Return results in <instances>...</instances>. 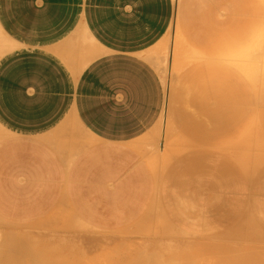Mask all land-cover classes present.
Returning <instances> with one entry per match:
<instances>
[{
    "label": "crops",
    "instance_id": "crops-1",
    "mask_svg": "<svg viewBox=\"0 0 264 264\" xmlns=\"http://www.w3.org/2000/svg\"><path fill=\"white\" fill-rule=\"evenodd\" d=\"M175 19L201 59L167 90L151 56ZM0 26L20 44L0 61L1 221L65 219L47 235L92 261L154 208L194 239L264 232V0H0ZM173 134L188 148L159 173Z\"/></svg>",
    "mask_w": 264,
    "mask_h": 264
},
{
    "label": "rangeland",
    "instance_id": "rangeland-1",
    "mask_svg": "<svg viewBox=\"0 0 264 264\" xmlns=\"http://www.w3.org/2000/svg\"><path fill=\"white\" fill-rule=\"evenodd\" d=\"M173 34H174V24L172 26L171 32H169L168 34V37L169 36L173 37ZM9 40H12V39H9ZM19 48L20 47H18L17 49ZM17 49L11 50L10 52L3 54L1 58H3L5 55L13 51H16ZM189 49L193 51L190 47ZM187 53L188 54H185V55L188 58H191L190 56L195 55L194 59L196 60L193 62V64L197 63L198 59H201L194 51H193L194 53L193 55L189 51H187ZM153 64L159 71L157 62L154 61ZM161 66H162V63H161ZM190 66H187L186 69ZM179 74H176V78L174 79L172 89L174 88L176 84ZM168 136L172 138L171 144H176L177 149L181 150L179 154H181L184 150L188 148V144L182 141L181 139L176 138L175 134H173L172 136L170 135ZM2 137L3 138L5 137L4 129H2ZM171 144H168V148H170ZM157 148L159 151V146H157ZM168 153H169V149H168L167 155ZM179 154H177L176 156H178ZM159 160H160L161 168L164 167L163 162H162L163 159L160 158ZM153 161H154V158H153ZM156 212L157 211L154 208L153 215L155 217L153 218L151 217L152 220L151 219L149 220L148 218L149 215H148L147 218L143 220V222L139 226L135 227L133 230L125 234V238L128 240V243L122 246L121 250H119L116 253L111 254L109 257L104 255L101 259L97 261L80 259L79 257H76L78 255L77 253H72L68 248H67V251L64 250V244L62 243V240H58L59 237H50L47 235V232L49 231V229H51L52 231L54 230L64 231L65 219L64 220L59 219L55 221L54 223H52L51 226H50L51 224L50 221H45L33 227L13 226V225L4 223L3 221L0 220V233L1 235H3L1 236V239H0V259L2 260L0 261V264H56L57 262H58L57 264H60V263L62 264H139L140 262L142 264H146L145 260L147 259V257L148 258L154 257V256L149 257L147 256L148 254L157 256V255L163 254L164 252H166V254H164L165 255L164 258H160L158 256L157 258L155 256L156 260L158 259V263L160 262L162 264L163 263L164 264L166 263L176 264V263H173L174 262L173 259L175 258V256L171 254H167L169 248H175L176 246L184 247L185 248L184 251L190 252L188 259L187 260L183 259V261L186 260L185 264H190V263L191 264H207V263H204L203 261L204 259H208L210 262L213 261L214 263L212 264H215L216 262H219L220 264H223V262L225 264H264V232L257 226V224L252 219H245L240 224H238L234 229H232L230 232L222 236H219L213 239H200L199 240V239L190 238L184 235L183 233L178 231L176 228L172 227L167 222V220L165 219L163 215H160V213L158 212L156 213ZM58 216H62V215H58ZM67 222L70 226L71 219L69 217H67ZM76 223L79 226L78 224L79 222L76 221ZM26 231H29V232L32 231V232L30 234L27 232L28 235L21 234L17 237L19 238L21 236L24 238L26 236L25 239L28 240V242L25 243L24 241L26 240L24 239L22 241L20 237V242L21 241L22 242H21L20 247H18L20 244V242H18L19 239L16 240L17 239L16 236L13 239L15 232L26 233ZM31 239L33 240V244L36 241L37 246L35 244L31 245L32 244ZM29 240H31L30 241L31 243L29 242ZM37 241L40 243L39 246L37 244ZM42 241H44L45 244ZM23 242L26 245L30 243L29 245H31L30 247L32 249L29 248V245H28V248L25 247L23 245ZM143 242L146 244L145 246ZM17 244L18 246H16ZM22 246H24L23 249L22 250L19 249ZM41 246H44L43 249L40 248ZM136 246L138 247V250L140 248V254L145 253L143 255L145 256V258L142 259L143 261L140 260V257H139V260H137L140 254H139V251H137ZM34 248H35L34 250L35 252H32V251L30 252V250H33ZM27 249H30V250L28 251ZM141 249H142V253H141ZM50 250L51 251L54 250L53 252H55L56 250L55 255H59L60 257L55 256L54 253L51 254ZM60 250H61V255H60ZM38 251L40 253H42L43 251L44 253L47 252V255L51 254L52 257L53 256L55 257H53L52 260H49L51 259V255H50V258L48 259L47 258L48 256H46V254H42V255H45L44 258L46 257L47 260L41 259L43 258V256L41 255L42 256L41 257ZM211 251H214V252H211ZM210 253H213L215 255L213 254L210 255ZM33 254L36 257L38 256V258L39 257L41 258H39V260L38 258H34L35 256L32 258ZM256 254L259 259L256 257ZM170 258H173L171 260L173 261L172 263L169 260ZM48 260L50 262H48ZM156 260L155 261L152 260V262L150 260L149 262L156 263Z\"/></svg>",
    "mask_w": 264,
    "mask_h": 264
},
{
    "label": "bare ground",
    "instance_id": "bare-ground-1",
    "mask_svg": "<svg viewBox=\"0 0 264 264\" xmlns=\"http://www.w3.org/2000/svg\"><path fill=\"white\" fill-rule=\"evenodd\" d=\"M177 1V0H176ZM171 30H172V28H171ZM171 30H170V32H171ZM171 35V34H170ZM20 46V44L17 42V41H15V40H9V38L7 37V35H6V33H5V31H3V28L0 26V59H2L1 57H2V55L3 54H5V53H7V52H10L11 50H15V49H17L18 47ZM187 51H189V52H191L189 49H187V47H185L184 46V44H183V41H182V38H181V36L179 35V33H178V28H177V22H176V19H175V24H174V34H173V37H171V36H167L166 37V40L164 41V43L163 44H161L159 47H157L154 51H153V54H152V56H151V59H152V61H158V60H162V66H161V63H159V62H157V64H158V66H160L161 67V73H162V76H163V79H164V82H165V86H166V88H167V90H170V88H171V86H172V83H173V81H174V79H175V77H176V74H179L184 68H186L188 65H191L193 62H194V55H193V53H192V55L193 56H190L191 58H188V57H186V55L185 54H188L187 53ZM190 60H191V62H190ZM1 61V60H0ZM164 117H165V114H164ZM166 122H167V120H166ZM168 123H169V119H168ZM170 125V128H172L173 129V127H172V125H171V123H169ZM2 126L0 125V140L3 138L2 137ZM150 147V146H149ZM149 147H147V148H149ZM169 149V156H166V157H161L160 155H155L153 158H154V165L159 169V173H162L163 172V170L162 169H166L167 168V166L169 165V163L171 162V158L173 157V156H176L177 154H179V152L181 151V150H178L177 149V146L176 145H172V146H170V148H168ZM163 159L162 160V162H163V165H164V167H162L161 168V165H160V160L159 159ZM151 217L153 218V217H155L154 215H153V210H152V212H151V215H149L148 216V218H149V220L151 219ZM152 220V219H151ZM78 222H79V220H78ZM167 222L172 226V227H174L168 220H167ZM82 223V222H81ZM80 222L78 223L79 224V226H81L82 224H81ZM81 224V225H80ZM83 226V227H82ZM81 226V228H84L85 229V224L84 225H82ZM258 226V225H257ZM77 227V226H76ZM259 227V226H258ZM78 228V227H77ZM175 228V227H174ZM30 234L32 231H26V233H22V232H20V233H17V232H15V235H14V237H13V239L15 238V236L17 237V236H19V235H28V233ZM185 235V234H184ZM1 236H3V235H1V233H0V239H1ZM21 237V236H20ZM20 237L18 238L17 237V239L16 240H18L19 239V241L18 242H20ZM3 238V237H2ZM26 238V236L23 238V237H21V240L23 241L24 239ZM29 238V237H28ZM30 239V238H29ZM15 240V241H16ZM26 240V239H25ZM32 240V239H31ZM31 240H29V242L31 241ZM21 241V242H22ZM39 241V240H38ZM37 241V244H38V246L40 245V243ZM54 241V240H53ZM21 242H20V244H19V246H18V244L16 245V246H18V247H20V245H21ZM25 243H27L28 242V240H26V241H24ZM24 242H23V245L25 246V247H27L28 248V245L31 243H28V245H26V244H24ZM42 242H44V241H42ZM15 244H16V242H15ZM35 245H36V241H35V243H34ZM33 244V240H32V244L31 245H34ZM44 244H45V242H44ZM59 244H60V242H59ZM143 244H144V246L146 245L144 242H143ZM142 244V245H143ZM31 245H29V248H31L30 246ZM24 246H22L21 248H19V249H23V247ZM37 246V245H36ZM36 246H34V247H36ZM55 246H56V244H55ZM130 246V245H129ZM128 246V247H129ZM132 246V245H131ZM143 246V247H144ZM43 247L44 246H41L40 248L41 249H43ZM54 247V246H53ZM52 247V248H53ZM137 247V246H136ZM142 247V248H143ZM32 249V248H31ZM50 249V248H49ZM54 249V248H53ZM56 249V248H55ZM135 249V248H134ZM144 249V248H143ZM184 247H180V246H176L175 248H169L168 249V252H167V254H171V255H173V256H175V258L173 259V258H170L169 260L171 261L172 259L174 260V262L173 261H171V263L173 262V263H176V264H185V261L188 259V256H189V254H190V252H187V251H184ZM28 251L30 250V249H27ZM35 250V248L33 249V250H30V252L32 251V252H35L34 251ZM66 250V249H65ZM121 250V249H120ZM189 250V249H188ZM48 251V250H47ZM51 251V250H50ZM54 251V250H53ZM53 251H51V254L52 253H54V255H55V252H56V250H55V252H53ZM59 251V250H58ZM137 251H139V254H140V248H139V250H138V247H137ZM37 252V251H36ZM42 252V251H41ZM133 252V251H132ZM144 252V251H143ZM211 252H214V251H211ZM38 253L40 254V256L42 255V254H46V256H48L47 258L49 259L50 258V255H47V252L46 253H44V251L42 252V253H40L39 251H38ZM141 253H142V249H141ZM64 254V253H63ZM130 254V253H129ZM138 254V255H139ZM145 253H142V254H140L139 256H138V259L137 260H139V257H140V260H142V259H144L145 258V256H143ZM164 254H166V252H164L163 254H160V255H157L158 257H160V258H164ZM211 254H213V253H210V255ZM215 254H216V252H215ZM215 254H213V255H215ZM60 255H61V250H60ZM136 255V254H135ZM147 255V254H146ZM151 255V256H150ZM259 255V254H258ZM35 255L33 254V256H32V258L34 257ZM43 256V258H41ZM41 257H39V258H41V259H45V260H47L46 259V257L44 258V256L45 255H42ZM55 256H58V257H60L59 255H55ZM55 256H53V257H55ZM65 256V255H64ZM147 256H149V257H152V256H154V257H152V258H148L147 257V259L145 260V263L147 264V263H149V264H156V263H158V259L156 260V258H155V256L156 255H152V254H148ZM156 256V257H157ZM193 256V255H192ZM218 256V255H217ZM216 256V257H217ZM52 255H51V259H49V260H52ZM143 257V258H142ZM157 257V258H158ZM202 257V256H201ZM256 257H257V254H256ZM34 258H38V256L36 257H34ZM39 258H38V260H39ZM258 258V257H257ZM65 259V258H64ZM148 259H150L151 260V262H152V260H156V263L155 262H153V263H150L149 261L150 260H148ZM183 259H186V260H184L183 261ZM224 259V258H223ZM259 259V258H258ZM48 260V262H50ZM208 259H204L203 261H204V263H209L210 261L208 260ZM0 261H2L1 259H0ZM41 261H43V260H41ZM143 261V260H142ZM193 261V260H192ZM192 261H190V262H192ZM52 262V261H51ZM194 262V261H193ZM196 262V261H195ZM223 262V261H222ZM229 262V261H228ZM58 263V262H57ZM56 263V264H57ZM211 264L212 263H214L213 261H211L210 262ZM209 263V264H210ZM219 262H216L215 264H218ZM60 264H62V263H60ZM139 264H142L141 262L139 263ZM158 264H162V263H158ZM164 264V263H163ZM166 264H169V263H166ZM191 264V263H190ZM220 264V263H219ZM223 264H225L224 262H223Z\"/></svg>",
    "mask_w": 264,
    "mask_h": 264
}]
</instances>
